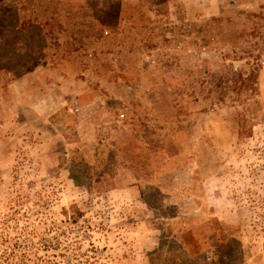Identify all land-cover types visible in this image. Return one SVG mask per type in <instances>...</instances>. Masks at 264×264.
Here are the masks:
<instances>
[{"label": "rangeland", "instance_id": "374dc122", "mask_svg": "<svg viewBox=\"0 0 264 264\" xmlns=\"http://www.w3.org/2000/svg\"><path fill=\"white\" fill-rule=\"evenodd\" d=\"M0 264H264V0H0Z\"/></svg>", "mask_w": 264, "mask_h": 264}, {"label": "built area", "instance_id": "2783aa9c", "mask_svg": "<svg viewBox=\"0 0 264 264\" xmlns=\"http://www.w3.org/2000/svg\"><path fill=\"white\" fill-rule=\"evenodd\" d=\"M189 51H190V50H189ZM119 115H120L119 117H121V118L124 116V114H123V113H120Z\"/></svg>", "mask_w": 264, "mask_h": 264}]
</instances>
